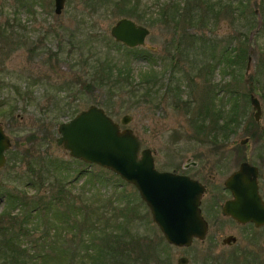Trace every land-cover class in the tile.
<instances>
[{"label":"rangeland","instance_id":"obj_1","mask_svg":"<svg viewBox=\"0 0 264 264\" xmlns=\"http://www.w3.org/2000/svg\"><path fill=\"white\" fill-rule=\"evenodd\" d=\"M22 1L0 0V24L11 34L3 51L8 54L5 69L0 68V80L11 82L22 93L31 92L27 100L13 95L9 89L3 91L6 97L4 107L13 108L15 116L9 121L0 118V125L11 143L5 153L6 163L0 169V190L3 189L6 197L12 194L18 198L25 197L28 201L40 200L56 194L60 181L56 171L50 172L44 168V172H39L51 177H47L49 186L46 180L34 183L38 168H49L59 163L71 172L83 171L100 180L93 178L88 184L85 183L86 177H78L64 190V202L72 204L71 208H64V219L69 221L70 226L76 224L74 232L77 235L79 230H90L92 237L96 238L101 232L115 230L123 236L120 241L135 238L137 243L134 252L130 253L137 260L125 258L121 260L124 264H130L131 260L134 264H177L180 257L190 259L188 264H197L202 247L196 243H191L189 248L168 244L153 223L137 190L110 171L72 159L55 144L59 136L57 128L89 106L103 109L117 123L123 116H130V123L121 128L131 129L141 140L142 149L155 152L158 169L192 175L197 173L201 177H204V173L210 174L216 182H211L210 187L220 185L238 168L237 152L240 153L241 142L245 138L253 140L245 130L248 129L247 123H255L249 100L251 94L260 101L262 116L258 125L264 130V15L260 9V13L252 17L253 10L260 7L259 0H248L242 15L235 4H229V0H203L214 5L211 10L213 17L210 16L212 18L207 25L200 29H190L179 23L184 28L179 33L191 36L189 39L193 44L188 43L191 47L183 49V58L174 62L170 61L174 26L164 25L158 16H151L157 13L158 0H140L147 10L143 22L119 14L124 8L116 10L110 7H105L92 18L84 19L81 15L85 0H66L60 15L54 13V0H35L30 7L20 8ZM158 2L168 3L167 0ZM87 3L92 2L88 0ZM123 17L150 30L145 48L133 49L137 52L151 49H148L153 53L150 62L142 57L127 60L131 59L133 53L129 56L111 38V27ZM202 41L206 42V49H200ZM211 44L214 50H209L208 45ZM113 56L124 57V60L131 62L130 74L133 77L128 83L116 84L113 76L108 75L109 68L106 67L108 60L115 58ZM171 62L176 64V74L171 72L169 75ZM142 70L159 74V80L149 78L144 83L136 75ZM118 73L116 71L115 74ZM120 73L124 74L122 71ZM59 87L62 91L58 90ZM172 87H176V91L169 93ZM24 88L30 89L26 91ZM233 104L238 107L239 123L228 126L231 132L227 138L223 137V133L221 137L213 138V133L220 126L218 124H207L205 129L199 127L200 116H207L203 114L206 108L210 109L212 115L219 110L223 116H227ZM209 119L207 117L205 121ZM198 128L200 131H196ZM220 139H227L228 144H217L216 141ZM211 140H216L215 144ZM198 156H203L201 169L187 168ZM90 194L95 195L90 202H86ZM5 200L0 198V214L7 206ZM81 200L87 203V210ZM78 209L85 211L79 216V222H74L72 215ZM105 211L106 216L103 214ZM218 218L228 223L221 214ZM42 223H39L41 228L21 240V248L26 250L24 254L28 256L25 260L27 263H30L32 256L45 253L55 260L46 263L39 259L35 264H90L88 259L82 263L78 259L83 255L80 254V241L73 240L69 230L62 237L55 238L61 241L58 246L64 241V259L47 246L49 239L54 240L53 237L40 244L41 235L45 232ZM4 227L5 222L3 226L0 219V229ZM17 230L16 226L14 231ZM251 234L264 239V231H252ZM257 250L264 251V242ZM96 264L112 263L102 261Z\"/></svg>","mask_w":264,"mask_h":264},{"label":"water","instance_id":"obj_2","mask_svg":"<svg viewBox=\"0 0 264 264\" xmlns=\"http://www.w3.org/2000/svg\"><path fill=\"white\" fill-rule=\"evenodd\" d=\"M66 0H54V13L60 15ZM150 30L128 18H121L110 29L116 43L127 48L145 46ZM260 117L258 100L251 97ZM130 116L114 122L103 109L90 106L57 128L55 144L68 155L88 165H97L118 176L137 190L148 207L153 223L165 241L179 248L189 247L193 239L202 240L206 222L200 214V198L204 188L184 175L160 172L154 166L149 149L141 150V140L134 132L121 126L130 123ZM11 143L0 125V169L5 165V152ZM256 170L248 164L230 175L225 186L232 192L234 200L227 202L224 213L241 223L251 222L264 226V205L257 195ZM179 258L177 264H186Z\"/></svg>","mask_w":264,"mask_h":264},{"label":"trees","instance_id":"obj_3","mask_svg":"<svg viewBox=\"0 0 264 264\" xmlns=\"http://www.w3.org/2000/svg\"><path fill=\"white\" fill-rule=\"evenodd\" d=\"M34 1L35 0H24L20 3L19 7L28 8L32 5V2ZM87 1L88 0L84 1L85 2L83 6L84 12L81 15V17L84 19L87 17L92 18L93 16L97 15L99 12L101 13L103 10H105L104 9L105 7H107V9L108 7H110V9H116V10L117 8H124V10H122V12L119 14H122L124 16L128 15L129 17H132L138 20L139 22L145 21L143 16L145 15L147 10H145V5H142L140 0H132L133 3H131L129 0H118L116 2H113V0H90L92 3H87ZM158 1L156 5L157 13L155 12L151 16H155V17L158 16L160 22L163 23L164 25L173 24L174 38L171 44L173 53L171 55L170 61L174 62L179 59H182L184 56L183 49H187V48L189 49L193 44V41H190L189 39L192 38L191 36L188 35L187 37L186 35H184V32H181V34L179 33V31H184L182 25L184 24L185 26H187V28L190 29L191 28L200 29L205 27L207 25V21H209V19L213 17L211 14V10L214 5L211 6L208 1H203V0H167L168 2L167 4L166 3L159 4ZM16 8H18V6H16ZM210 16L212 17L210 18ZM13 20H15V16ZM180 22H182L183 24L179 25ZM194 27H198V28H194ZM9 34L10 32L7 30V28L3 24H0V68H4V69H5V62L7 60L8 53L3 51L6 49V45L9 43L8 42ZM188 43H191V45L189 46ZM116 46L118 47L121 45L116 43ZM212 46L213 44L208 45L209 50H214ZM10 49L8 51H10ZM16 49H18V46L16 47ZM124 49L126 50L127 54H129V56L131 53H133L131 59L125 57L129 61H133L136 58L142 57L141 59L150 62L153 58L151 57L153 56V53L145 49L140 50L139 52L127 48ZM200 49H206L205 41H202V43H200ZM210 56L212 57V55ZM113 57L115 58L108 60L109 65L108 67H106L109 68L108 75L113 76L112 78L115 79L116 84L121 85V83L123 84L125 82L128 83L129 80H131L133 77L130 74L131 62L124 60V57H122L123 59L121 57H116V56ZM234 58H236V56ZM222 59L223 58H221L220 61ZM172 62H171V66L168 67L170 71L169 75H171V72L173 74H176L175 72L176 64ZM208 68L211 69V66H209ZM116 71H118L119 73L115 74ZM120 71L124 72V74L122 75ZM136 75H139L141 79L144 81V83L148 82L149 78L154 79V81H157L160 78L159 74L151 70L148 71L142 70ZM13 88H15L16 93H14ZM5 89H9V91H11L13 95L18 96L19 98H26V99L28 98L27 95L31 92L22 93L20 89H17L16 86L11 84V82L0 80V91L2 92V95L0 97L2 101L0 102V118L3 117L4 119L9 121L10 119H14L15 113L13 108L4 107L6 103V97L3 94V91ZM29 89L30 88H24V90L26 91H29ZM58 90L62 91L60 87L58 88ZM173 91H176V87H172V89L169 90V93H172ZM56 95L57 93L54 94V96ZM7 99L9 98L7 97ZM28 99H30V96ZM238 113L239 111L236 104H233L229 108L227 112V116H223V114L219 110H216L212 115L210 109L206 108V111L203 114L207 116H203V117L200 116L201 120L199 127L201 129L203 128L205 129L207 127L206 126L207 124H212V125L218 124L220 126L218 129L216 128V131L213 133V138L217 139L216 137H221L220 135L221 133L225 134L223 135L224 138H227L228 134H230L231 132V131L229 132V128L232 126H237L239 123ZM207 117H210L209 121L208 120L205 121V118ZM196 131H200V129L198 128ZM76 161L80 162L78 160ZM44 168L51 170L50 172L54 170L59 174L58 180L60 182L56 194L49 195L45 198H40V200L28 201L27 198L25 197L18 198L17 196L12 194H9L6 197L4 195L5 194L4 191L2 193L3 189L0 190V198L2 197L6 199L5 203L7 204L6 208H4L2 213L0 214V219L2 220L3 226L5 222V227L0 229V264H35L39 259L42 262L46 261V263L47 261L49 262L55 260L52 259L53 256L50 257L49 255L47 256V254L43 253V254H38V256H32L31 258L29 257L30 263H27L25 261L28 256L24 254L26 250L21 248V242H22L21 240H23L24 237H26L27 235L31 236L30 234L33 233L35 229L37 230L41 228L39 226V223L40 222L42 223V221H43L42 225L45 226V232L42 233L41 235L42 239L39 240V243L42 244V241L46 243L47 239L53 237L54 240L51 241L49 239L47 246H49L50 250L55 254L58 253L59 254L58 256L60 258L62 256V258L64 259V241H62L60 246H58V243H60L61 241L59 242V240H55V238L56 236L62 237L64 235V232L66 233V231L69 230L68 232L69 234H71L72 239L77 240L78 242L80 241V248H81L80 254L83 255L78 259L81 260V263L85 262L86 259L89 260L90 264H96V262L100 263L102 261H110L112 264H124L121 260L125 258L137 260L136 258H133L134 255L132 256L135 247L134 245H136L137 243L135 238H133L131 241H126V240L120 241V239H123V236L118 234L115 230H111V231L106 230L104 232H101L96 236V238L92 237V232L90 230L87 231L79 230L77 235L74 232V230L76 229L75 228L76 224H71L70 226L69 221L64 219V208L69 209L72 207V204L70 202L68 203L64 202V190H66V187L68 185H71V182L77 181L78 177H86L85 183L88 184L91 183L92 181L91 179L96 177L94 176L92 177L91 175H88V173H85L83 171L71 172L69 168H64V164L61 165L59 163H56L49 168L44 166L38 168L39 169L38 175L36 176L37 178L34 179L35 181L34 183L40 182L41 180L44 181L46 180L49 186L50 182H48L47 177L49 179H51V177L39 172L41 170L44 172L43 170ZM74 174L75 176L73 177ZM55 180L58 181L56 177ZM64 181L66 184H64ZM101 182H104V180H101ZM88 192H92V191H88ZM90 195L91 197L87 198L86 202H90L89 200L92 199L93 195L95 194H90ZM81 202L84 205V209L87 210L88 206L87 207L85 206L87 203L82 200ZM8 204H10V206ZM14 210L17 211L15 212ZM85 210L78 209V211H76L72 215V217L74 216V222L79 220V216H81V214ZM103 214L105 215L106 211ZM16 226L18 230L15 232L14 228ZM120 229H122V227ZM47 246L45 244L44 248H46ZM130 251H132V253H130ZM8 253L10 255H8ZM32 258H35L36 261L34 262L35 259L31 260ZM9 259L11 260L10 262H8ZM125 264H129V263H125ZM130 264H134L132 260Z\"/></svg>","mask_w":264,"mask_h":264},{"label":"flooded vegetation","instance_id":"obj_4","mask_svg":"<svg viewBox=\"0 0 264 264\" xmlns=\"http://www.w3.org/2000/svg\"><path fill=\"white\" fill-rule=\"evenodd\" d=\"M229 1L231 5H236V8L240 11V15H242L243 8H245L244 5L248 0ZM259 4L260 7H256L253 10L252 17L254 16V18L258 15V12L260 13V9L264 15V0H259ZM251 97L255 98V96L251 94L249 100ZM258 103L260 106V117L258 120L255 119L254 114L256 110L251 106L255 123H247L248 129H245L249 134V138L253 140L245 138V141L241 142L240 153L237 152V161H239L237 164L239 165L233 172L237 171L242 164H248L256 170L255 182L257 195L264 205V130L262 131L263 127L258 125L262 116L259 100ZM215 141H213V144H215ZM216 142H218L217 144H224L223 146L228 144L227 139H220ZM251 143L254 145H251ZM237 150L239 151V148ZM150 151L154 157L155 168L158 169L156 167L155 152L153 150ZM202 157L203 156L196 157V160L191 161L186 167L199 168ZM204 168H206V165ZM170 172L186 175L190 179L197 181L204 188V192L200 198L199 208L200 214L206 222V232L202 240L194 239L192 241V244L196 243L198 246L202 247L200 250L201 256L197 260V264H264V251L257 250L264 242V239H260V235L251 234L252 231H264V226H255V224L251 222L241 223L224 213L225 204L234 200L232 192L225 186L227 178H229L233 172H231L220 185H215V187H210L211 182L216 184L215 177L210 174L204 173V177H201L197 173L194 175L190 173L184 174L177 170H172ZM220 214L224 219L228 220V223H224L218 218ZM218 248L224 249V251L221 252ZM253 248L254 250H251ZM186 260V264L190 263V259L186 258Z\"/></svg>","mask_w":264,"mask_h":264}]
</instances>
